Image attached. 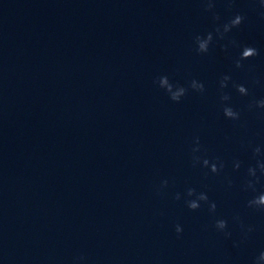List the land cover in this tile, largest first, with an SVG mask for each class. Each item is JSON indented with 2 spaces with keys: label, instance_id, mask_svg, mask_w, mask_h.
I'll return each mask as SVG.
<instances>
[{
  "label": "clouds",
  "instance_id": "9594fccd",
  "mask_svg": "<svg viewBox=\"0 0 264 264\" xmlns=\"http://www.w3.org/2000/svg\"><path fill=\"white\" fill-rule=\"evenodd\" d=\"M205 2V11H213L215 8L214 0H204ZM233 0H227L229 7L231 6ZM260 7L264 9V0H260ZM264 16V12L261 13ZM213 18L219 21L220 17L213 12ZM244 20V17L240 14L235 15L233 18L228 20L226 23L218 24L213 32H208L205 35H196L194 37V42L196 44V50L198 53L205 54L209 51L210 45L213 43L214 34L215 38L218 40H225L228 34L232 31L233 28L239 27ZM231 45L233 47L238 46L235 40H229L228 44L224 45L225 50H227L228 46ZM259 55V52L256 48L251 46H244L241 50L240 56L235 60V66L237 68H242L243 61L249 60L255 56ZM229 81H231V77L229 75H224L219 82V87L221 90L220 99L222 102L229 101L231 96L224 92L223 90L228 87ZM154 83L158 84V86L163 89L169 96V98L174 102H180L181 99L187 94L188 88L172 83L167 76L158 77ZM259 83V81H257ZM232 86L236 89V91L242 95H248V89L242 84L233 83ZM189 87L199 93H203L205 91L204 84L193 79ZM253 107H258L264 109V99H260L255 101L253 104L249 105V110ZM223 114L226 118L237 121L240 119V113L234 110L233 107L225 104L223 107ZM196 146L192 149V163L193 167L200 164L205 168H208L211 173L217 174L224 168V163L220 161L218 158L215 161H210L207 158L201 159L200 156L195 155V153L200 151V141L199 137L195 139ZM253 155L259 156L261 155V148L259 146L253 148ZM234 169L238 170L241 167V163L239 161H235L233 165ZM259 172V175L257 174ZM248 179L245 181L243 188L245 191L251 190L252 192H256V184L260 182V178L264 177V160H257L255 166H249L247 169ZM228 187L232 186V181L229 179L227 181ZM168 187V180H163L161 182L160 187L157 189L158 194L163 191V189ZM185 204L186 206L192 210L196 211L201 208L202 204H207L210 213H215L217 205L214 201H210L206 192H197L195 188L189 187L184 194ZM182 194L177 192L174 196V199L179 201L181 200ZM247 207L252 208L254 210L264 212V192L259 193L258 195L253 196L247 202ZM233 221L238 223L241 228L242 240L246 241L248 239L249 234L255 231L254 225H245L240 217L234 216ZM228 226V222L224 219L215 220L214 227L217 231L223 232L226 238L231 237V232L226 231ZM175 231L177 235L183 232V228L181 225L177 224L175 226ZM238 246V245H234ZM252 264H264V251H261L257 256L253 258Z\"/></svg>",
  "mask_w": 264,
  "mask_h": 264
}]
</instances>
